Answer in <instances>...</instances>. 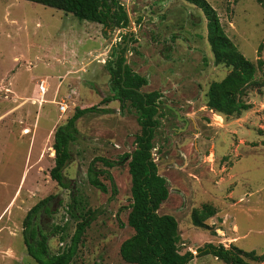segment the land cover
Masks as SVG:
<instances>
[{"label": "rangeland", "instance_id": "rangeland-1", "mask_svg": "<svg viewBox=\"0 0 264 264\" xmlns=\"http://www.w3.org/2000/svg\"><path fill=\"white\" fill-rule=\"evenodd\" d=\"M121 1L129 24L117 32L41 3L0 0V264H35L26 251L23 219L49 195L50 212H41L39 227L52 254L66 247L76 223L73 194L74 210L86 207L93 214L70 264H130L119 255L121 242L133 234L127 161L108 168L115 191L103 176L106 192L87 175L95 156L119 161L131 152L140 132L132 106L103 100L114 94L104 61L134 30L128 65L147 79L140 91L161 94L151 157L169 193L158 214L177 221L180 251L194 255L189 264H226L196 248L206 242L229 246L231 236L238 248L254 251L255 264H264V0H205L226 36L256 66L240 95L249 106L231 116L206 106L210 82L227 73L214 63L208 14L187 0ZM94 105L96 111L75 121L78 135L63 169L71 180L60 187L49 175L55 126L77 106ZM94 166L107 169L101 162ZM203 203L216 213L207 226L195 225L191 211ZM56 225L66 230L52 233Z\"/></svg>", "mask_w": 264, "mask_h": 264}, {"label": "trees", "instance_id": "trees-1", "mask_svg": "<svg viewBox=\"0 0 264 264\" xmlns=\"http://www.w3.org/2000/svg\"><path fill=\"white\" fill-rule=\"evenodd\" d=\"M43 5L72 13L79 19L102 23L105 28L127 25V14L119 0H29ZM202 8L209 16L208 42L216 65L227 68L226 75L217 81L210 82L206 90V106L213 112L224 116L238 115L249 105L240 95L245 87L253 82L256 72L255 64L245 58L232 41L226 36L213 9L205 0H187ZM125 39V38H124ZM115 57L105 62L111 76L112 97H105V102L118 99L122 106L130 105L137 112V122L140 132L135 136V147L129 153L121 155L119 161H112L102 156H95L88 164V181L90 184L106 192V185L100 179L106 178L111 184L112 191L116 185L112 182L108 168L120 161H127L130 175V202L128 205L127 223L133 229V234L123 240L119 247V255L123 261L130 264H189L194 255L191 251H180L178 223L171 215H160L159 205L168 197L169 189L166 179L159 175L155 161L151 157L154 148L153 131L157 125L156 101L160 97L159 91L143 93L140 87L147 83V79L125 65L121 47ZM97 107L77 106L74 112L61 124L55 126L52 148L54 150V165L49 170L50 177L60 187L67 188L68 179L63 169L68 165L71 157L69 144L77 139L78 130L75 121L86 112L96 111ZM105 110V109H104ZM110 111V109H106ZM159 116H162L159 115ZM96 162L106 165L107 169L95 167ZM50 195L36 202L25 214L23 219V235L27 254L35 264H70L77 254L78 247L89 220L92 209L82 208L78 213L74 210L76 196L72 195L70 216L76 221L75 229L69 242L62 250L52 254L49 250L48 235L40 229L37 216L40 212H50ZM216 213V208L210 203H203L200 208H193L191 218L195 225H203L206 220ZM66 227L56 225L52 233L64 232ZM59 240H65L60 235ZM200 254L212 252L214 256L226 264H255L259 257L254 251H244L234 245L206 242L196 248Z\"/></svg>", "mask_w": 264, "mask_h": 264}, {"label": "flooded vegetation", "instance_id": "flooded-vegetation-1", "mask_svg": "<svg viewBox=\"0 0 264 264\" xmlns=\"http://www.w3.org/2000/svg\"><path fill=\"white\" fill-rule=\"evenodd\" d=\"M120 1H121V0H119V3H120ZM123 2H124V1H123ZM124 3H126V2H124ZM120 4H121V3H120ZM122 6H123V5H122ZM123 8H124V10H125V12H126V14H127L128 22H127V25H125V26H121V27H117V26H115V27L111 28V29H114V28L118 29L117 32H120V31H121L120 29L127 27L128 24H129V16H128V13H127V10H126L125 5L123 6ZM139 19H140V16H138V18H137L136 20H139ZM132 32L134 33L135 30L132 31ZM132 32L125 33L124 36H123V39H122V40H123V43H122V42H119L118 45H116L117 47H116V48L112 47V48L110 49V52H109L111 55H114V52H115V53H118V52L120 51L119 49H120L121 47L124 48V50H123L124 60H123V62H122V68H124L125 65H128V56H129L128 43L131 42V41L134 39V37L132 36V35H133ZM124 38H125V39H124ZM109 58H111V57L109 56ZM105 62H106V60L104 61V64H105ZM128 66H129V65H128ZM129 67H130V66H129ZM110 83H111V77H110ZM111 85H112V83H111ZM156 104H157V106H159V105H158V100L156 101ZM160 108H161V107L159 106L158 109H157V113H156V115H155L156 118L159 117V110H160ZM157 115H158V116H157ZM41 216H42V213H41V212L38 213V216H37L38 224L41 223V218H42ZM39 226H40V224H39ZM42 227H44V226H42ZM40 229H41V228H40Z\"/></svg>", "mask_w": 264, "mask_h": 264}, {"label": "crops", "instance_id": "crops-1", "mask_svg": "<svg viewBox=\"0 0 264 264\" xmlns=\"http://www.w3.org/2000/svg\"><path fill=\"white\" fill-rule=\"evenodd\" d=\"M17 193H18V190L15 191V194H17ZM10 204H11V202H9V203L6 205V207L3 209V211H4L6 208H8V207L10 206ZM3 211H2V212H3ZM223 221L226 222V218H225ZM233 226H236V225L233 224ZM236 228H237V227H236ZM236 231H237V229H236ZM234 237H235V238H234ZM234 237L231 236V239H230L231 242L237 238V236H234ZM229 242H230V241H229ZM229 244H230V243H228V245H229ZM225 245H226V244H225ZM226 247H227V246H226Z\"/></svg>", "mask_w": 264, "mask_h": 264}, {"label": "built area", "instance_id": "built-area-1", "mask_svg": "<svg viewBox=\"0 0 264 264\" xmlns=\"http://www.w3.org/2000/svg\"><path fill=\"white\" fill-rule=\"evenodd\" d=\"M63 108H64V105H63V104H61V105H60V109H63Z\"/></svg>", "mask_w": 264, "mask_h": 264}, {"label": "water", "instance_id": "water-1", "mask_svg": "<svg viewBox=\"0 0 264 264\" xmlns=\"http://www.w3.org/2000/svg\"><path fill=\"white\" fill-rule=\"evenodd\" d=\"M120 3H121V5H123V6L125 5V3H124L123 1H120Z\"/></svg>", "mask_w": 264, "mask_h": 264}]
</instances>
